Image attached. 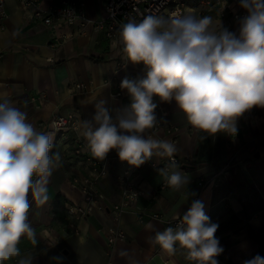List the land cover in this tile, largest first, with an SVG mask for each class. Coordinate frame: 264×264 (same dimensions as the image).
<instances>
[{
  "label": "crops",
  "instance_id": "crops-1",
  "mask_svg": "<svg viewBox=\"0 0 264 264\" xmlns=\"http://www.w3.org/2000/svg\"><path fill=\"white\" fill-rule=\"evenodd\" d=\"M58 1L40 0V6ZM83 1L89 18L104 16L106 0ZM5 3L7 16L0 17V93L28 114L37 131L51 132L53 112L75 113L79 123L91 120L95 108L90 103L96 98H110V109L121 107V100L111 96L113 80L106 83L114 76L120 55L108 39L89 30L67 39L58 49L50 48L48 43L72 28H52L33 19L31 11L23 9L18 0ZM213 20L215 24V17ZM232 27L236 30L237 23ZM49 57L52 62L46 60ZM128 70L144 75L143 65L129 63ZM123 76V71L115 75ZM74 80L84 81L87 90H70L69 83ZM41 93L38 101H28ZM159 102L168 110V119L180 127L176 155L185 162L179 169L189 179L187 188H158L164 180L158 173L161 167H151L149 162L160 165L165 157L153 156L138 168L116 158L98 184L103 208L92 203L87 216L78 221V230L71 232L67 229L70 216L65 203H81L83 197L70 185V179L85 176L88 171L73 154L71 141L51 132L55 137L52 151L59 152L62 160L50 179L48 202L31 205L29 220L36 230L37 244L22 239L19 247L23 256H34L33 264H194L185 250L177 247L175 255L169 256L152 243L149 237L162 231L164 224L159 218L140 222L137 212L147 206L162 219H173L182 216L193 200H201L211 221L219 225L215 235L224 251L216 258L218 264H243L256 255L264 257V109L253 108L241 116L234 136L218 133L201 139L206 134L188 124L175 102ZM79 135L84 139L81 129ZM109 154L117 153L113 150ZM125 168L134 169L132 181L142 194L122 213L124 238L110 249L107 234L112 224L111 207L119 198L116 176ZM200 178L206 180L204 186L198 183ZM148 224L151 229L146 228ZM122 251L127 254L121 255ZM8 264H16L15 259Z\"/></svg>",
  "mask_w": 264,
  "mask_h": 264
},
{
  "label": "clouds",
  "instance_id": "clouds-1",
  "mask_svg": "<svg viewBox=\"0 0 264 264\" xmlns=\"http://www.w3.org/2000/svg\"><path fill=\"white\" fill-rule=\"evenodd\" d=\"M238 3L245 15L237 18L235 31L193 12L149 14L121 24L112 46L122 49L127 63L143 65L144 75L122 79L128 104L110 109V98H96L90 103L92 119L80 120L81 134L96 159L104 161L115 150L121 162L138 168L153 156L167 157L169 168L178 170L159 168L158 173L168 187L180 191L189 179L174 160L177 145L149 133L160 121L154 97L175 102L188 124L206 134L201 139L218 133L234 136L241 116L264 109V0ZM54 140L0 93V264L14 259L33 264L34 256H23L19 245L22 239L37 244L29 213L33 203L44 205L50 199L48 185L62 160L52 151ZM218 227L204 203L193 200L174 227L156 231L149 240L169 256L179 247L194 264H218L224 251L215 235ZM243 264H264V257L256 255Z\"/></svg>",
  "mask_w": 264,
  "mask_h": 264
},
{
  "label": "built area",
  "instance_id": "built-area-1",
  "mask_svg": "<svg viewBox=\"0 0 264 264\" xmlns=\"http://www.w3.org/2000/svg\"><path fill=\"white\" fill-rule=\"evenodd\" d=\"M23 9L30 10L31 16L35 20H39L52 28L61 26L71 27L72 29L60 37H55L48 46L50 48H60L63 43L76 34H84L91 30L100 33L109 40L110 44L119 38V29L122 23L129 19L137 22L146 15H168L170 13L184 14L193 12L198 16L210 15L215 17V26L221 22L222 25L229 30L235 31L232 23L237 21L238 17L245 15V10L239 7L238 0H106L104 16L100 19H91L85 11V3L83 0H59L57 4L48 7H41L40 0H18ZM7 16L5 0H0V17ZM237 23V22H236ZM118 48L120 55L115 62V73L112 79L106 81L110 83L113 80L114 90L111 94L115 100H121V107L129 103V97L126 91L120 88L123 78H136L138 75L134 71L128 70L127 61L120 47ZM52 62L51 57L46 59ZM124 73L122 78H116L119 72ZM69 88L73 92H83L87 90V85L82 80H74L69 83ZM43 97L42 93L30 96L28 101L35 102ZM154 102L158 107L155 112L159 123L149 133L159 139L171 140L176 144V137L180 132V127L175 122L168 119V110L159 102V98L154 97ZM51 132L61 137L63 140H70L72 143L73 154L78 157L87 168L88 174L85 176H73L70 179V185L79 190L83 200L81 203L66 202L65 209L70 219L67 222V229L71 232L78 230L77 223L87 216L90 212V205L96 204L98 208H103L100 202V190L98 184L110 171L112 162L119 158L118 155H107L104 161L96 159L87 147V142L79 135L80 123L75 113L60 114L53 112L49 121ZM174 160L179 167L185 163L177 155ZM151 167L169 168L170 160L165 157L162 164L156 161L149 162ZM134 169L125 168L116 176V182L119 187V198L112 204L111 219L112 224L108 228L107 245L112 249L116 242L124 238V232L120 226V217L124 211L132 207L141 196V191L132 181ZM198 183L204 186L206 180L200 178ZM167 187L165 180L159 185V189ZM135 194V195H133ZM182 216L173 219H162L157 212L150 211L145 206L137 212V219L144 222L148 219L159 218L164 224V229L169 226H175Z\"/></svg>",
  "mask_w": 264,
  "mask_h": 264
}]
</instances>
